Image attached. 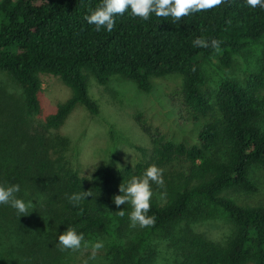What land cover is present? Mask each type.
I'll list each match as a JSON object with an SVG mask.
<instances>
[{
	"label": "trees",
	"instance_id": "1",
	"mask_svg": "<svg viewBox=\"0 0 264 264\" xmlns=\"http://www.w3.org/2000/svg\"><path fill=\"white\" fill-rule=\"evenodd\" d=\"M100 5L101 0H0V185L19 184L17 197L34 204L27 216L0 205V264H71L81 248L58 245L70 227L83 233L82 244L113 236V249L98 264L151 263L157 253L145 239L152 234L165 242L170 264H264V199H241L258 193L254 173H264V8L223 0L179 20L155 14L144 20L128 8L109 32L103 26L96 31L85 19ZM197 38L207 46H194ZM253 47L259 48L255 68L242 79L228 77L209 87L207 61L216 57L228 69L234 56ZM171 75L181 85L166 97L178 122L197 128L194 140L174 141L138 114L150 152L134 147L141 156L134 165H103L86 184L78 151L55 131L77 106L99 114L87 81L106 86L122 79L149 94L153 79ZM43 77L58 78L71 95L38 119ZM152 164L164 169L163 187L152 185L148 215L155 224L133 227L130 205L116 206L114 200L120 186ZM81 193L85 199L71 200ZM199 202L230 220L232 232L222 243L180 225ZM120 231L126 234L119 237Z\"/></svg>",
	"mask_w": 264,
	"mask_h": 264
},
{
	"label": "rangeland",
	"instance_id": "2",
	"mask_svg": "<svg viewBox=\"0 0 264 264\" xmlns=\"http://www.w3.org/2000/svg\"><path fill=\"white\" fill-rule=\"evenodd\" d=\"M258 56L259 48L253 47L247 53L234 56L231 67L228 69L224 68L216 57L210 59L204 64L209 87L216 88L223 79L228 77L242 79L255 68ZM3 78L0 74V79ZM152 83V91L145 94L122 79H112L106 86L99 85L91 79L87 81V94L99 106V114L93 116L77 106L55 131L57 136L71 140V151L74 149L78 151L81 176L86 184L90 182L92 174L103 165H134L141 158V156L138 158L134 147H142L150 152V139L142 134L135 120L138 114L142 115L148 125L160 129L174 141L194 140L197 128L191 124H180L176 110L170 106L166 97L168 92L180 87L181 78L171 75L153 79ZM70 95V90L58 78L43 77L39 94L42 113L38 119L53 112L56 106L66 101ZM254 175L256 179L259 178L258 193L252 196H241L242 200L250 204L264 199V173L256 172ZM180 225L187 226L194 232L204 234L219 243L225 241L232 232V224L226 214L221 209L204 202H199L189 211ZM112 226H114L113 232L119 230L114 219ZM122 234L126 232L120 231L119 237ZM145 235L147 236L148 233ZM158 236L159 234H152L145 239L157 253L156 258L149 264H170L166 261L169 259L166 244L160 243ZM157 240L159 242H156ZM112 242L113 236L102 237L97 243H102L103 246L96 250L93 249L96 243L82 244L80 253L71 264L102 262L105 252L110 250L108 249L110 246L112 247Z\"/></svg>",
	"mask_w": 264,
	"mask_h": 264
},
{
	"label": "clouds",
	"instance_id": "3",
	"mask_svg": "<svg viewBox=\"0 0 264 264\" xmlns=\"http://www.w3.org/2000/svg\"><path fill=\"white\" fill-rule=\"evenodd\" d=\"M251 8H264V0H245ZM223 3V0H101V5L85 17L88 24L95 25V30L100 31L103 26L107 31H112L115 24V17L125 13L126 9H131V14L148 20L152 14L156 17H172L179 20L190 13L201 12L215 8ZM194 46L206 47L203 39L197 38ZM213 46L219 47L218 41H212ZM119 167V165H118ZM164 169L155 164L148 166L141 175H133L128 182L120 186V195L115 197L116 206L130 205L131 211L128 214L131 225L137 224L141 228L154 226L155 216L148 215L151 209V199L153 197L152 185L163 187ZM21 191L19 184L10 186L0 185V205L7 204L17 211L21 216L30 214L34 208L31 200L25 201L17 197ZM163 196V194H162ZM86 198L85 193L74 195L71 200L79 202ZM120 216L125 215V210L119 211ZM85 241L83 233H79L76 228L70 227L58 237V245L66 250H79L82 242ZM102 243L93 245V249H99Z\"/></svg>",
	"mask_w": 264,
	"mask_h": 264
}]
</instances>
